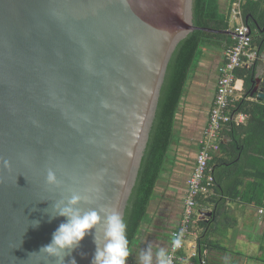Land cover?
<instances>
[{"label":"water","instance_id":"obj_1","mask_svg":"<svg viewBox=\"0 0 264 264\" xmlns=\"http://www.w3.org/2000/svg\"><path fill=\"white\" fill-rule=\"evenodd\" d=\"M193 31L215 32L193 25V0H0V264H55L33 253L65 221L45 211L59 198L49 168L94 196L83 209L124 217L168 64ZM263 78L264 50L261 99ZM94 250L86 235L65 264H91Z\"/></svg>","mask_w":264,"mask_h":264},{"label":"trees","instance_id":"obj_2","mask_svg":"<svg viewBox=\"0 0 264 264\" xmlns=\"http://www.w3.org/2000/svg\"><path fill=\"white\" fill-rule=\"evenodd\" d=\"M242 14L253 38L252 46L260 57L264 50V0L248 1L243 6ZM229 15L230 12L220 11L217 0H193V25L215 32L193 31L188 34L178 44L168 64L149 140L124 212L130 249L146 217L154 188L163 170L173 140L176 110L189 75L205 48L224 51L232 44L231 36L224 33L231 30ZM258 63L259 59L250 68L236 72L237 78L243 81V95L230 104L229 110L233 115L245 114L247 121L240 126L230 123L228 129L223 131L225 138L218 150L211 154L209 166L214 178L212 190L226 198H239L245 204L264 208V99L251 94V82ZM262 86L264 88V84ZM218 152L221 156L215 155ZM223 203V200L215 199L216 217ZM211 222L198 223L206 229ZM198 247L199 255L195 258H201L205 250L226 251L206 236L198 241Z\"/></svg>","mask_w":264,"mask_h":264},{"label":"crops","instance_id":"obj_3","mask_svg":"<svg viewBox=\"0 0 264 264\" xmlns=\"http://www.w3.org/2000/svg\"><path fill=\"white\" fill-rule=\"evenodd\" d=\"M231 1L217 0L220 11L229 12ZM223 53L219 49L205 48L189 75L174 118L173 140L146 217L130 249L127 264H137L139 251L148 244L166 249L169 247L170 234L181 218L186 184L195 166L199 141L208 123L218 81V69L224 60ZM242 95L243 81L238 80L236 100ZM215 155L221 156L219 152ZM212 199L224 201L217 217V205L214 201H209ZM260 209L264 208L245 204L239 198H226L214 190L200 197L196 207L197 217L182 252L183 260L179 264H198L200 260V264H264V214L258 213ZM209 220L212 222L206 229L199 226L198 222ZM204 236L226 251L205 250L201 258H195L199 255L198 241Z\"/></svg>","mask_w":264,"mask_h":264},{"label":"clouds","instance_id":"obj_4","mask_svg":"<svg viewBox=\"0 0 264 264\" xmlns=\"http://www.w3.org/2000/svg\"><path fill=\"white\" fill-rule=\"evenodd\" d=\"M44 184L50 192L59 190V198L52 200L50 211L45 210L49 213V222L58 216L64 217L65 221L52 233L50 243L33 253H44L47 257L54 258L55 264H65V257L70 256L72 251L80 246L84 237L91 234L95 245L91 264H127L130 255L127 224L118 210L105 206L83 209L80 205L91 204L94 196L66 189L64 181L58 179L51 168L46 172ZM65 191L71 192V195H65ZM87 191L91 190H85ZM39 223L38 220L31 221L33 228L38 227ZM98 225H102V231L99 233ZM182 237V231L173 233V249L182 247ZM136 260L137 264H172L168 249L154 247L152 244L141 249ZM68 264H76L75 259H71Z\"/></svg>","mask_w":264,"mask_h":264},{"label":"built area","instance_id":"obj_5","mask_svg":"<svg viewBox=\"0 0 264 264\" xmlns=\"http://www.w3.org/2000/svg\"><path fill=\"white\" fill-rule=\"evenodd\" d=\"M251 0H232L229 8L232 44L224 50V60L218 69V81L210 109L207 126L199 141V150L195 158V166L191 176L187 180V191L184 198L181 218L173 233L183 232L182 247L173 249L171 240L168 247L172 264H179L183 260L187 238L191 234V228L196 219L197 200L208 195L213 188L214 178L209 166L211 154L218 150V146L224 139L223 131L228 129L230 123L235 126L244 125L247 116L243 113L233 115L229 107L236 100V72L242 68H250L258 59L256 48L252 46V35L249 27L243 20V6ZM264 214V209L258 211Z\"/></svg>","mask_w":264,"mask_h":264}]
</instances>
